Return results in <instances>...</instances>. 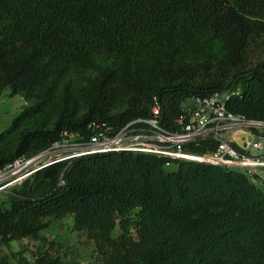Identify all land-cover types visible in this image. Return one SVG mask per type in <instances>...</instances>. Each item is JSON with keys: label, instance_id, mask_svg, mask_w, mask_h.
<instances>
[{"label": "trees", "instance_id": "trees-1", "mask_svg": "<svg viewBox=\"0 0 264 264\" xmlns=\"http://www.w3.org/2000/svg\"><path fill=\"white\" fill-rule=\"evenodd\" d=\"M263 37L264 0H0V99L27 101L0 132V170L65 131L114 134L156 100L171 132L188 100L216 92L264 120V53L250 54ZM218 146L207 136L184 150ZM68 215L96 264H264V190L232 166L127 150L55 161L0 201V264H71L44 233ZM22 239L43 244L4 249Z\"/></svg>", "mask_w": 264, "mask_h": 264}, {"label": "built area", "instance_id": "built-area-1", "mask_svg": "<svg viewBox=\"0 0 264 264\" xmlns=\"http://www.w3.org/2000/svg\"><path fill=\"white\" fill-rule=\"evenodd\" d=\"M227 92H216L206 97H195L186 103L185 113L179 118L181 130L171 132L160 123L161 104L155 101L152 114L128 122L116 133L98 131L89 142L78 141L65 131L63 140L31 158L21 157L0 170V191L14 183H21L37 169L55 161L73 156L107 151H141L164 155L171 159L185 158L246 171L256 181L264 168V120H249L229 111ZM241 130L250 133L254 140H244L240 151L233 145V133ZM207 136L219 141L216 151L195 154L184 150V145ZM54 153V154H53ZM42 164L33 166L37 160ZM171 161L167 166H171Z\"/></svg>", "mask_w": 264, "mask_h": 264}, {"label": "rangeland", "instance_id": "rangeland-1", "mask_svg": "<svg viewBox=\"0 0 264 264\" xmlns=\"http://www.w3.org/2000/svg\"><path fill=\"white\" fill-rule=\"evenodd\" d=\"M259 44L256 42L255 45H252L250 49V54L254 58H259L264 53V37L259 39ZM261 45V46H259ZM8 92L6 91L5 94ZM6 100L11 101L9 105H6V109H11L9 115L0 116V132L7 128L12 120V117H15L19 112L20 108L15 110L13 99L6 97ZM190 101V100H188ZM3 103H0V107ZM8 107V108H7ZM12 116V117H10ZM10 117V118H9ZM54 154V153H53ZM47 159L42 158L37 160L33 166L42 164ZM169 168L174 169L175 164L168 166ZM19 183H14L4 190L0 191V201L4 199L9 192V190ZM73 217L68 215L61 219H56L52 221L49 227L44 230L46 237L49 240H54L56 242V249L60 252L63 258L70 262L71 264H82L87 262L97 263L95 256L96 243L86 231H75L72 229ZM118 230L114 232L117 234ZM41 241L34 239H22V240H13L9 246H4L6 251H18L21 249H36L38 246L42 245ZM30 254V251L28 252Z\"/></svg>", "mask_w": 264, "mask_h": 264}, {"label": "crops", "instance_id": "crops-1", "mask_svg": "<svg viewBox=\"0 0 264 264\" xmlns=\"http://www.w3.org/2000/svg\"><path fill=\"white\" fill-rule=\"evenodd\" d=\"M8 93L5 94L1 99H0V103H3L2 106L0 107V116L2 115H9V112H11V109H6V105H9L11 103V101H7L6 97L12 98L13 103H14V108L15 110L17 108L21 109L24 107V105L27 103L26 99L20 95V94H16L13 96L9 95V90L7 91ZM8 108V107H7ZM12 117V116H10ZM9 117V118H10ZM14 119V117H12V120ZM233 141L236 142L238 145L242 146L244 144V140H247L249 142H251L252 140H254V137L248 133V132H244L241 130H238L236 132L233 133ZM261 177L259 178V180H257L258 185L264 190V168L261 170Z\"/></svg>", "mask_w": 264, "mask_h": 264}]
</instances>
